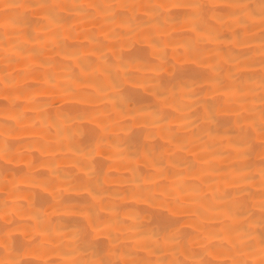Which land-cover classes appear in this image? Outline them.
<instances>
[{
	"label": "bare ground",
	"instance_id": "1",
	"mask_svg": "<svg viewBox=\"0 0 264 264\" xmlns=\"http://www.w3.org/2000/svg\"><path fill=\"white\" fill-rule=\"evenodd\" d=\"M264 264L261 0H0V264Z\"/></svg>",
	"mask_w": 264,
	"mask_h": 264
},
{
	"label": "snow or ice",
	"instance_id": "2",
	"mask_svg": "<svg viewBox=\"0 0 264 264\" xmlns=\"http://www.w3.org/2000/svg\"><path fill=\"white\" fill-rule=\"evenodd\" d=\"M261 14L264 16V0H261ZM73 264H114L113 261L110 260H99V261H90L87 259L74 261ZM115 264H119V262H115ZM133 264H142V262H133Z\"/></svg>",
	"mask_w": 264,
	"mask_h": 264
}]
</instances>
